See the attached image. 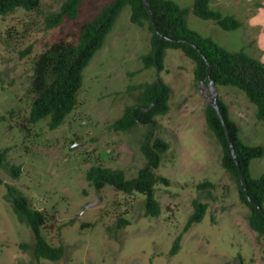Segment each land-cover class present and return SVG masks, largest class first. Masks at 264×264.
Wrapping results in <instances>:
<instances>
[{
    "label": "rangeland",
    "instance_id": "obj_1",
    "mask_svg": "<svg viewBox=\"0 0 264 264\" xmlns=\"http://www.w3.org/2000/svg\"><path fill=\"white\" fill-rule=\"evenodd\" d=\"M64 1L41 0L37 11L18 9L0 17V151L8 150L0 171V264H264V236L250 227V209L223 168L222 148L206 122L209 85L195 80L194 62L181 50H168L163 71L146 69L142 56L149 52L151 33L131 21L129 6L85 69L78 105L65 122L52 130L49 119L29 121L37 57L54 42L75 43L79 25L110 0H86L77 20L47 27V17ZM174 1L192 7L196 0ZM211 8L236 16L243 27L226 31L192 12L189 27L264 62V0H212ZM159 77L172 88V97L170 112L157 117L156 135L171 147L156 172L171 184L157 185L161 214L152 217L146 214L145 196L112 186L97 191L87 175L93 166H102L123 169L133 178L144 167L141 145L148 128L117 132L111 125L136 102L135 87ZM216 89L243 140L264 145V123L246 94L233 86ZM12 166L21 168L16 179ZM251 173L256 178L264 173V157L252 162ZM206 181L214 188L199 189ZM7 185L23 191L34 208L46 213L43 234L50 244L64 245L61 260L34 258V234L6 200ZM196 199L208 203L206 216L171 255ZM120 219L130 224L119 227Z\"/></svg>",
    "mask_w": 264,
    "mask_h": 264
},
{
    "label": "trees",
    "instance_id": "obj_2",
    "mask_svg": "<svg viewBox=\"0 0 264 264\" xmlns=\"http://www.w3.org/2000/svg\"><path fill=\"white\" fill-rule=\"evenodd\" d=\"M86 0H65L58 12L51 13L46 19L47 27L60 26L65 19L77 20L80 9ZM158 31L155 29L150 13L143 0H110L99 13L79 25L77 41L54 42L42 52L35 62L31 91L29 121L32 124L49 119V127L54 130L61 126L78 105V95L84 84V71L96 54L104 48L108 35L126 7L131 8V21L139 27H147L151 33L149 52L142 56L146 69L155 68L158 72L165 69V60L170 49L181 50L194 62V77L199 83L216 87L233 86L246 94L250 103L257 107L256 117L264 123V62L242 49L230 51L211 37L203 36L191 29L188 17L192 12L204 20L216 22L222 29L233 31L243 27V22L232 14H224L211 8L212 0H196L192 7H181L174 0H148ZM41 0H0V17L14 13L18 9L37 11ZM163 36L175 40H166ZM210 73V75H209ZM139 90L136 102L128 105L111 128L117 132H128L140 125L148 128L141 151L146 159L137 176L127 178L123 169L93 166L87 175L97 191L106 186L132 195L145 196L147 216L161 214V204L156 198L158 184L169 186L170 180L157 174L163 155L170 149V143L157 136V117L171 110L172 88L162 78L135 87ZM218 103L226 119L232 137L235 154L244 174V187L234 154L228 142L225 127L217 111L208 103L205 111L206 122L222 148L221 163L236 180L241 201L248 206L250 227L264 236V215L252 204L256 201L264 207V173L254 177L251 164L255 159L264 157V145L247 144L241 137L240 127L231 117L229 106L218 96ZM8 150L0 151V171L6 162ZM20 167L12 166V177L18 178ZM4 183L0 173V185ZM205 190L214 188L206 181L198 185ZM6 200L11 203L14 213L21 223L30 225L35 238L33 255L37 261L47 259L59 261L65 254L64 245L50 244L43 234L48 217L45 212L34 208L30 198L21 190L7 185ZM194 212L190 215L183 233L175 240L171 255L179 252L183 235L193 225L200 223L206 216L209 205L199 200L193 201ZM130 224L120 219L119 227ZM22 247H27L22 244Z\"/></svg>",
    "mask_w": 264,
    "mask_h": 264
},
{
    "label": "water",
    "instance_id": "obj_3",
    "mask_svg": "<svg viewBox=\"0 0 264 264\" xmlns=\"http://www.w3.org/2000/svg\"><path fill=\"white\" fill-rule=\"evenodd\" d=\"M143 1H144L145 5L147 7V10L150 13V17H151L152 23H153L155 29L158 31L157 24H156L155 19H154V15H153V12H152L151 5H150L148 0H143ZM163 38L166 39V40H170V41L176 42L175 40L169 39V38H167L165 36H163ZM209 75H210V73H209ZM201 84H205V83L201 82ZM209 90H210V94L207 96V99L209 101V104L217 111V113H218V115H219V117H220V119H221V121H222V123H223V125L225 127V131H226V134H227L228 142L230 144V147H231L232 152L234 154L236 163L238 165V169H239V173H240V177H241V181H242V187H243L247 197L250 199L249 194H248V192L246 191V189L244 187V182H243L244 181V174L242 172V168L240 166L239 160H238V158H237V156L235 154V149H234L232 137H231V134H230V131H229V127L227 125L226 119H225V117H224V115H223V113L221 111L220 105L218 103V92H217V89H216V86H215L214 82H211L209 84ZM202 93L204 95H207L206 91L203 90V89H202ZM251 202L264 215L263 207L260 204H258L256 201L251 200Z\"/></svg>",
    "mask_w": 264,
    "mask_h": 264
}]
</instances>
